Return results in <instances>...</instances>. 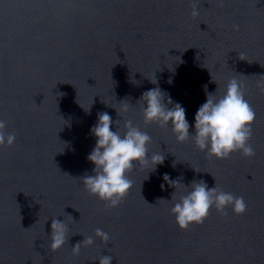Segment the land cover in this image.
I'll list each match as a JSON object with an SVG mask.
<instances>
[{"label":"water","instance_id":"1","mask_svg":"<svg viewBox=\"0 0 264 264\" xmlns=\"http://www.w3.org/2000/svg\"><path fill=\"white\" fill-rule=\"evenodd\" d=\"M232 78L243 82L255 113L253 156L217 159L192 139L177 142L170 127L144 123L137 100L145 90L159 86L191 125L203 86L219 97ZM262 82L264 0H0V120L16 136L0 146V264H99L102 255L111 264H264ZM121 101L128 111L120 117L112 107L119 111ZM98 112L119 120L121 133L131 119L151 137L149 154L165 155L155 171L128 173L132 187L118 207L79 180L94 167L86 157ZM164 173L243 197L246 211L213 207L202 223L181 229ZM183 184L176 200L189 190ZM52 219L67 226L56 251ZM89 236L94 243L73 255Z\"/></svg>","mask_w":264,"mask_h":264},{"label":"clouds","instance_id":"2","mask_svg":"<svg viewBox=\"0 0 264 264\" xmlns=\"http://www.w3.org/2000/svg\"><path fill=\"white\" fill-rule=\"evenodd\" d=\"M192 16L199 11L193 7ZM238 30V26H234ZM211 76V74H210ZM212 79V76H211ZM213 81V79H212ZM157 81L155 80V83ZM171 83V79L168 81ZM205 90V101L199 105L190 125L186 119V110L178 101L159 86L145 90L138 98L141 104L142 117L145 124L155 123L161 127H170L177 142L192 139L196 147L217 159H227L233 152L239 151L245 157L254 155L249 143L255 113L244 97V84L236 78L230 79L222 96ZM264 90V82L258 84ZM119 102L120 110L112 107L120 116V112L128 111V104ZM107 105V104H106ZM121 117V116H120ZM123 119V117H122ZM65 121V120H64ZM66 122V121H65ZM119 120L113 121L108 112H98L96 122L90 127L89 134L95 138V144L86 159L94 167L92 174L85 173L79 178L85 190L104 201L108 207H118L122 199L132 187L128 173L134 168L151 167L155 171L158 165H163L165 155L162 152L149 154L148 145L151 137L142 131L131 119L123 121L124 131L118 130ZM115 126V127H114ZM6 124L0 120V146H11L16 140L15 133L5 132ZM190 127L192 131H190ZM64 151V150H63ZM176 161H173L175 167ZM151 172V171H150ZM162 180L175 189L183 184L179 179H171L168 173L162 174ZM186 194L175 199V191L171 194L170 212L175 216L177 225L187 229L191 224L202 223L209 211L215 207L217 212L224 213L226 207L239 215L246 211L243 197L233 196L229 192L214 187H208L204 180H192ZM164 184H161V189ZM164 200V199H159ZM50 249L56 251L67 241V226L64 221L51 220ZM95 236L107 242L109 236L101 229H96ZM93 237L84 238L72 247L73 255H78L81 244L92 245ZM112 257L102 255L99 264H111Z\"/></svg>","mask_w":264,"mask_h":264}]
</instances>
